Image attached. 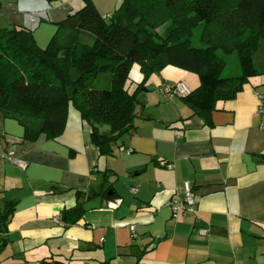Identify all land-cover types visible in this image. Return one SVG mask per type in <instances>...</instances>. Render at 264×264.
I'll return each mask as SVG.
<instances>
[{
	"label": "crops",
	"instance_id": "1",
	"mask_svg": "<svg viewBox=\"0 0 264 264\" xmlns=\"http://www.w3.org/2000/svg\"><path fill=\"white\" fill-rule=\"evenodd\" d=\"M91 1L104 16L123 2ZM84 5L0 0V28L31 29L45 49ZM143 79L135 65L129 91ZM180 83L194 91L200 79L174 66L150 77L135 128L111 155L100 153L93 125L73 106L56 138L26 140L24 127L0 113V264H264V76L218 102L209 123L183 98L161 94ZM7 151L26 167L2 158ZM186 182L196 210L173 213L167 204L184 199ZM78 204L85 213L68 225L63 212ZM7 206L14 209L3 231Z\"/></svg>",
	"mask_w": 264,
	"mask_h": 264
},
{
	"label": "trees",
	"instance_id": "2",
	"mask_svg": "<svg viewBox=\"0 0 264 264\" xmlns=\"http://www.w3.org/2000/svg\"><path fill=\"white\" fill-rule=\"evenodd\" d=\"M49 4L61 0H45ZM57 25L45 49L33 31L0 28V113L18 121L25 139L60 136L73 106L93 125L102 155L135 128L139 94L150 77L168 66L199 76L184 101L205 123L220 101L234 99L250 78L264 76V0H123L109 16L91 0ZM199 35L196 38V32ZM236 55L241 74L223 77ZM139 65L142 83L127 88ZM102 75L108 84L97 87ZM111 128L109 135L97 125ZM13 206L1 215L5 230ZM82 204L65 210L68 225L83 217Z\"/></svg>",
	"mask_w": 264,
	"mask_h": 264
},
{
	"label": "built area",
	"instance_id": "3",
	"mask_svg": "<svg viewBox=\"0 0 264 264\" xmlns=\"http://www.w3.org/2000/svg\"><path fill=\"white\" fill-rule=\"evenodd\" d=\"M31 21L35 22L36 18L35 16L31 17ZM161 94H163L165 97H181L184 98L188 95H190L191 90L185 85V84H176V85H169V84H164L160 88ZM261 115L264 119V109L261 108ZM15 152H4L2 155V158H9L15 161L19 167L25 168L26 164L24 162H20L15 160ZM133 192H138V186L134 187L132 189ZM182 191L185 195L183 200H173L170 201L167 205L171 209L173 213H178V212H193L196 210V202H195V196L193 192L192 185L189 182L184 183L182 186ZM202 234L206 235V232L203 231Z\"/></svg>",
	"mask_w": 264,
	"mask_h": 264
},
{
	"label": "rangeland",
	"instance_id": "4",
	"mask_svg": "<svg viewBox=\"0 0 264 264\" xmlns=\"http://www.w3.org/2000/svg\"><path fill=\"white\" fill-rule=\"evenodd\" d=\"M199 35V31L196 32V38ZM241 74V70H240V66H239V62L238 59L236 57V55H230L228 57V64L225 68V71L223 73V77H228V76H238ZM108 78V75H102L98 82H97V87H103L104 85V80Z\"/></svg>",
	"mask_w": 264,
	"mask_h": 264
}]
</instances>
